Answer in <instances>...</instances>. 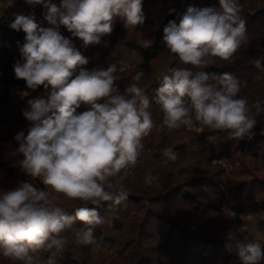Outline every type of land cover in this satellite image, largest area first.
Wrapping results in <instances>:
<instances>
[{
  "label": "clouds",
  "instance_id": "1",
  "mask_svg": "<svg viewBox=\"0 0 264 264\" xmlns=\"http://www.w3.org/2000/svg\"><path fill=\"white\" fill-rule=\"evenodd\" d=\"M7 3L11 6L13 0ZM25 3L43 5L45 19L54 27H40L34 16L15 14L10 27L26 33L20 49L23 63L14 65L15 77L23 79L28 89L43 86L51 91L46 99L28 102L23 115L31 126L26 135L20 131L14 137L22 156L19 166L43 187L21 182L0 191V254L12 264H57L54 257L65 249L69 234L79 245L96 244L94 229L104 224L97 208L127 200L130 191L125 181L140 162L144 141L154 129L199 127L201 132L208 129L242 140L264 113V101L250 103L238 96L241 82L233 73L205 70L217 59L231 62L248 41L238 0H219V8L189 6L178 25L168 23L163 42L182 66L158 78L152 98L140 86L143 70L121 91L116 64L106 70L81 68L88 59L58 31L63 25L85 47L99 44L102 36L112 33L116 17L127 29L143 24V0H61L59 6L51 0ZM142 46L151 47L152 42L145 40ZM77 68L79 74L72 78ZM153 103L163 115L159 126L151 111ZM81 105L87 110L77 112ZM207 139L216 142L218 137ZM179 159V152L166 147L160 166L175 165ZM143 184L159 189V174L147 172ZM66 202L78 203L74 215L66 212ZM77 220L83 227H74ZM227 239L226 247L230 250L235 242L244 264H257L258 242L246 243L247 236L239 240L233 231ZM52 249L56 250L52 258L41 256Z\"/></svg>",
  "mask_w": 264,
  "mask_h": 264
},
{
  "label": "trees",
  "instance_id": "2",
  "mask_svg": "<svg viewBox=\"0 0 264 264\" xmlns=\"http://www.w3.org/2000/svg\"><path fill=\"white\" fill-rule=\"evenodd\" d=\"M57 6L61 0H51ZM241 15L247 22L248 41L234 55L231 62L216 60L205 69L209 72H230L241 82L239 97L251 103L264 101V0H238ZM189 6L219 8V0H143L144 23L127 29L116 17L113 31L102 36L99 44L84 46L61 25L60 34L72 40L80 53L88 59L81 68L106 70L117 65L118 85L123 91L139 70L145 72L140 86L149 98L159 87L158 78L172 67L182 66L163 42V30L170 21L177 25ZM46 8L20 12L34 16L40 27H54L45 19ZM12 18L0 15V191L17 187L21 182L43 187L39 179L25 174L18 161L22 156L14 137L27 134L31 122L23 112L29 101L47 97L51 88L28 89L23 79H17L14 65L23 63L21 47L26 33L10 27ZM152 42L145 48L143 41ZM80 68L73 73L79 74ZM87 110L86 106L77 112ZM151 111L159 126L163 115L153 103ZM215 135L216 142L207 137ZM220 146L217 147L216 143ZM145 148L133 174L125 181L130 195L119 205L105 202L97 211L104 224L94 229L96 244L82 246L69 234L68 243L55 255L57 264H244L235 242L232 247L227 235L236 233L246 243L258 242L264 264V148L247 153L252 144H264V113L250 136L242 140L229 139L227 133L181 128L169 131L153 130L144 141ZM171 147L180 153L175 165L161 167L162 150ZM169 168L172 170L170 171ZM147 172L159 174L161 187H145ZM66 212L75 214L72 202H66ZM88 207H96L88 205ZM250 211L258 218L261 233L239 232L241 214ZM74 227H83L75 221ZM56 250L41 253L52 258ZM0 264H12L0 254Z\"/></svg>",
  "mask_w": 264,
  "mask_h": 264
},
{
  "label": "rangeland",
  "instance_id": "3",
  "mask_svg": "<svg viewBox=\"0 0 264 264\" xmlns=\"http://www.w3.org/2000/svg\"><path fill=\"white\" fill-rule=\"evenodd\" d=\"M8 0H0V15L2 17H9L12 18L15 16V14H18L20 12L25 11H32V9L35 8H44L43 5H29L25 3V0H13V3L11 6H8ZM39 98H47V97H39ZM84 105H81L79 109H82ZM29 109V107L26 108V110ZM216 146L219 147L220 144L217 142ZM264 148V144H252L247 148V153H252L255 151H260ZM241 218L243 220L242 227L245 229V231L249 230L251 232H255L256 234H263L259 230L258 227V218L257 216L250 212L246 211L241 214Z\"/></svg>",
  "mask_w": 264,
  "mask_h": 264
}]
</instances>
